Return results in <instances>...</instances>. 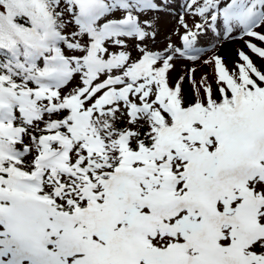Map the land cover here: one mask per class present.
Instances as JSON below:
<instances>
[{"label":"snow or ice","instance_id":"6c2138e0","mask_svg":"<svg viewBox=\"0 0 264 264\" xmlns=\"http://www.w3.org/2000/svg\"><path fill=\"white\" fill-rule=\"evenodd\" d=\"M0 264H264V0H0Z\"/></svg>","mask_w":264,"mask_h":264},{"label":"rangeland","instance_id":"374dc122","mask_svg":"<svg viewBox=\"0 0 264 264\" xmlns=\"http://www.w3.org/2000/svg\"><path fill=\"white\" fill-rule=\"evenodd\" d=\"M161 24L167 28H171L175 24V20L172 17L168 16L167 14L162 13L161 14ZM180 31H183V29H180ZM178 39L179 38L177 36H175V35L172 36L173 42H178ZM245 39H247V38L246 37L243 39L238 38L235 41L231 42V44L229 45L228 48L223 49L221 51V55H224L227 57L229 67L232 66V61L237 58V50L238 49H243V51L246 54H248L253 59V61L255 63H257V65L260 64L261 61H260V58L257 56V54L252 53L250 51V49H248L245 46ZM253 42H256V41H253ZM156 47H163V43L157 44ZM210 55H212V51L210 48L208 49L207 53L202 54V56H210ZM186 63H188L186 60L185 61H178L177 62V70L172 75L174 77L180 75L181 74V65L186 64ZM196 63H197V66H199V61H197ZM203 72L211 73V69L200 67V70L196 73L197 79H199L201 73H203ZM188 79L189 78L186 76L185 81H184V87L185 88L189 87Z\"/></svg>","mask_w":264,"mask_h":264}]
</instances>
